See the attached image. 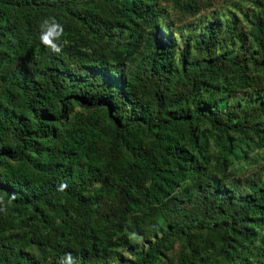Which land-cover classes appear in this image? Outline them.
Listing matches in <instances>:
<instances>
[{
  "label": "trees",
  "instance_id": "obj_1",
  "mask_svg": "<svg viewBox=\"0 0 264 264\" xmlns=\"http://www.w3.org/2000/svg\"><path fill=\"white\" fill-rule=\"evenodd\" d=\"M253 4L247 58L229 55L241 34L226 21L187 36L175 59L156 0H0V264H59L66 254L78 264H160L170 238L188 249L177 264H251L239 252L264 220V170L261 180H230L222 154L219 177L207 174L198 127L239 160L248 154L233 151L238 143L264 146V0ZM52 20L64 28L60 54L39 39ZM111 33L121 51L107 47ZM143 34L138 74L109 63ZM229 77L251 88L243 103ZM72 106L99 114L68 125ZM124 230L146 248L135 250ZM259 256L264 264V247Z\"/></svg>",
  "mask_w": 264,
  "mask_h": 264
},
{
  "label": "rangeland",
  "instance_id": "obj_2",
  "mask_svg": "<svg viewBox=\"0 0 264 264\" xmlns=\"http://www.w3.org/2000/svg\"><path fill=\"white\" fill-rule=\"evenodd\" d=\"M158 8L161 10V16L163 18V25H165L166 31L169 32L172 37L174 48H175V59L178 57L179 50L183 47L184 41L187 39V36H193L200 31L202 25L212 22H218L224 24L226 21H233L235 23V28L240 32L241 39L231 44L229 47L228 53L230 56H233L235 52H245L246 56L251 53L253 47L251 43L245 37L249 28V19L254 17L257 13V9L253 4V0H195L196 4H199L200 10L196 15L185 14L175 7H173L169 2L165 0H156ZM165 23V24H164ZM167 26V27H166ZM235 31V30H233ZM112 36L108 38L107 47L112 50L121 51V40L118 39L115 33H111ZM247 36V35H246ZM149 35L143 34V38L139 43L137 49L127 55L123 53H117L112 59H109V63L122 64V68L126 72L137 73L141 69V64L144 59V56L149 52L148 48L144 49V40H149ZM190 41V40H189ZM35 52L38 51L37 45H32ZM190 52H194V49L190 48ZM246 74L253 78L255 73L254 66L252 63L247 61L246 65ZM264 73V72H263ZM262 83H259L262 88H264V76L262 77ZM254 79V78H253ZM233 79L228 78L230 87L238 94L239 100L241 103L246 101L247 94L251 93V88L243 85L234 84ZM251 84H254L253 82ZM232 97L228 99L231 100ZM99 112L92 113L91 111H86L80 108L79 106H72L69 109L66 117L63 121L66 124H72L76 122L79 118H92L97 116ZM257 127H264V116H261L257 122ZM96 132L95 138L101 137L102 133L97 129H93ZM199 133L205 136L207 141V152L209 153L211 159L208 165L207 174L211 176L219 177V160H221V155H227L226 171L229 173L230 180L239 179H254L261 180L264 170V146L256 148L252 144L244 145L238 143L233 149L234 152H247L246 158L244 160H239L232 153H229L225 150L223 146H227L224 142V138L214 131L210 130L209 127L205 124H201L198 127ZM148 141L147 138L144 139ZM232 144L234 141L231 142ZM230 172L233 173L230 175ZM183 187H186V190L190 192V184L185 183ZM9 207V205H8ZM57 224V221H55ZM123 233L127 236L131 242L133 248L138 250L140 247L146 248V242L141 240L139 236L131 234L127 230H124ZM167 250L164 252V257L160 260V264H177L181 256H185L188 253V249H185L184 241L181 238H170L165 243ZM264 247V220L260 222L252 235L251 240L244 246L241 247L239 252L240 258L245 260V262H250L255 264V261L260 256V250ZM115 251L123 257H131V254L127 252L124 246H119L115 248ZM215 258L214 256H211ZM110 264H115L112 262ZM212 264V263H209Z\"/></svg>",
  "mask_w": 264,
  "mask_h": 264
},
{
  "label": "clouds",
  "instance_id": "obj_3",
  "mask_svg": "<svg viewBox=\"0 0 264 264\" xmlns=\"http://www.w3.org/2000/svg\"><path fill=\"white\" fill-rule=\"evenodd\" d=\"M40 27L42 30L39 37L40 42L52 52L60 54L64 44H66V41L62 39L64 33L63 26L55 20H52L51 22L45 21ZM59 264H78V262L74 260L71 254H66L59 261Z\"/></svg>",
  "mask_w": 264,
  "mask_h": 264
}]
</instances>
